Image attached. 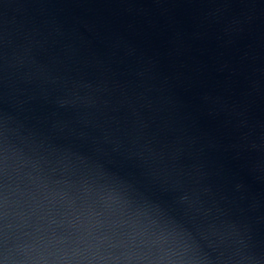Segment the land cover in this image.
Masks as SVG:
<instances>
[{"label":"water","instance_id":"1","mask_svg":"<svg viewBox=\"0 0 264 264\" xmlns=\"http://www.w3.org/2000/svg\"><path fill=\"white\" fill-rule=\"evenodd\" d=\"M180 264H264V228L216 246Z\"/></svg>","mask_w":264,"mask_h":264}]
</instances>
